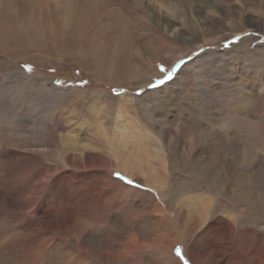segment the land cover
<instances>
[{
  "label": "rangeland",
  "instance_id": "374dc122",
  "mask_svg": "<svg viewBox=\"0 0 264 264\" xmlns=\"http://www.w3.org/2000/svg\"><path fill=\"white\" fill-rule=\"evenodd\" d=\"M132 133L181 182L218 154L264 179V0H0V264H212L204 239L172 246L162 189L117 170ZM40 161L62 169L43 190Z\"/></svg>",
  "mask_w": 264,
  "mask_h": 264
},
{
  "label": "bare ground",
  "instance_id": "6f19581e",
  "mask_svg": "<svg viewBox=\"0 0 264 264\" xmlns=\"http://www.w3.org/2000/svg\"><path fill=\"white\" fill-rule=\"evenodd\" d=\"M168 20L170 21L166 33L169 31L174 38L182 40L191 38L187 36L182 27L178 26L175 19L168 18ZM172 27L175 28L171 29ZM143 138L137 133H132L128 138L129 141H133V150L137 152V157L132 158L131 154L123 156L116 151L111 154L120 165L117 170L121 169L125 173L146 177L160 190L162 189L161 195L165 194L163 198L173 202V205L170 202L167 205L173 206L174 216L178 221L176 224L181 223L182 229L179 230L180 233L176 232L177 235H171L173 237L172 246L177 237L187 240L186 236L190 234L194 240L204 239L210 249L213 250L212 254L207 251L208 254L206 255L212 264H245L247 259L248 261L251 260L252 264H262L264 254V179L254 173H246L240 159H231L232 161H230L229 157L218 156V154L207 160L199 155L195 159L192 157L184 172L185 180L183 178L181 182L176 175L178 168L171 165L169 170V162L165 160V155H160L161 150H163L160 144H155L153 153L160 160L162 171H158L156 164L152 160H148L153 154L149 155L150 145H146ZM150 149L152 148L150 147ZM40 165V187L43 190L45 182H49L56 175V172H61L62 169L45 162H41ZM109 180L112 188L117 187L121 191L126 190L121 183H117L113 179ZM129 190L131 191L130 195L132 192L137 193L135 195H141L133 189ZM194 192L208 193L209 195L206 197L197 196L196 199L187 198L190 193ZM37 193L41 194V192ZM182 198L183 200H181ZM232 205L237 209L236 215L239 217V220L234 222L228 220L234 212V210L230 212V209L233 208ZM239 211L242 213L237 214ZM250 215H253L255 219L252 220ZM158 221L163 226L171 225L172 222L170 219L164 218ZM248 223L251 226H247ZM217 224L222 226L216 228ZM204 236L206 237L203 238ZM209 236L211 239H208ZM219 237L226 240L221 241ZM196 256L201 258L198 252Z\"/></svg>",
  "mask_w": 264,
  "mask_h": 264
},
{
  "label": "snow or ice",
  "instance_id": "6c2138e0",
  "mask_svg": "<svg viewBox=\"0 0 264 264\" xmlns=\"http://www.w3.org/2000/svg\"><path fill=\"white\" fill-rule=\"evenodd\" d=\"M177 255L180 257L181 260H184V264H188V261L184 259L183 252L180 249H177Z\"/></svg>",
  "mask_w": 264,
  "mask_h": 264
}]
</instances>
